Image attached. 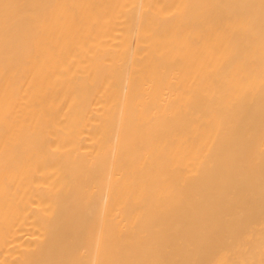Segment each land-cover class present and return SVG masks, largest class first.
Here are the masks:
<instances>
[{
  "label": "bare ground",
  "instance_id": "bare-ground-1",
  "mask_svg": "<svg viewBox=\"0 0 264 264\" xmlns=\"http://www.w3.org/2000/svg\"><path fill=\"white\" fill-rule=\"evenodd\" d=\"M0 264H264V0H0Z\"/></svg>",
  "mask_w": 264,
  "mask_h": 264
}]
</instances>
